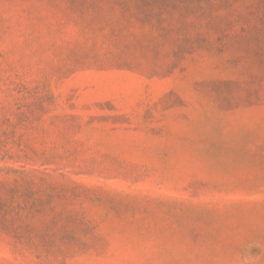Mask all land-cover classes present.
I'll use <instances>...</instances> for the list:
<instances>
[{
	"label": "rangeland",
	"instance_id": "rangeland-1",
	"mask_svg": "<svg viewBox=\"0 0 264 264\" xmlns=\"http://www.w3.org/2000/svg\"><path fill=\"white\" fill-rule=\"evenodd\" d=\"M118 13L0 0V128L31 148L0 167L80 236L0 228V264H264V0H192L167 32L221 41L178 65Z\"/></svg>",
	"mask_w": 264,
	"mask_h": 264
},
{
	"label": "trees",
	"instance_id": "trees-1",
	"mask_svg": "<svg viewBox=\"0 0 264 264\" xmlns=\"http://www.w3.org/2000/svg\"><path fill=\"white\" fill-rule=\"evenodd\" d=\"M103 1L115 3L121 12L118 14L126 20H133L139 24L148 23L154 27L151 39L155 41L156 47L172 42V59L167 61L169 65H178L183 61V57L199 51H215V42L221 41L220 37L213 41L203 35L167 32L169 25L173 27L189 24L186 13L188 7L192 5V0ZM21 107L28 109L31 105L26 103ZM30 149L25 139L0 128V161L17 159L18 157H12L14 153L28 158V153L31 154ZM21 173L11 166L0 167V228L18 239H37L52 246L62 242H80V236L76 234L77 229L67 225L68 220L72 218L71 212L58 213L52 197H41L28 185L20 186L18 179ZM2 175H13L15 179L9 184ZM76 222L79 228L85 227L83 219L78 218ZM81 243H84L82 237Z\"/></svg>",
	"mask_w": 264,
	"mask_h": 264
}]
</instances>
